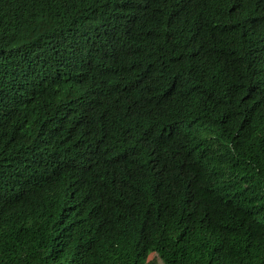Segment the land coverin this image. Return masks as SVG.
<instances>
[{
    "label": "trees",
    "instance_id": "1",
    "mask_svg": "<svg viewBox=\"0 0 264 264\" xmlns=\"http://www.w3.org/2000/svg\"><path fill=\"white\" fill-rule=\"evenodd\" d=\"M158 261L264 264V0H0V264Z\"/></svg>",
    "mask_w": 264,
    "mask_h": 264
},
{
    "label": "clouds",
    "instance_id": "2",
    "mask_svg": "<svg viewBox=\"0 0 264 264\" xmlns=\"http://www.w3.org/2000/svg\"><path fill=\"white\" fill-rule=\"evenodd\" d=\"M166 51L154 44L146 46L139 54V84L144 90L151 88L158 74L166 66Z\"/></svg>",
    "mask_w": 264,
    "mask_h": 264
},
{
    "label": "rangeland",
    "instance_id": "3",
    "mask_svg": "<svg viewBox=\"0 0 264 264\" xmlns=\"http://www.w3.org/2000/svg\"><path fill=\"white\" fill-rule=\"evenodd\" d=\"M153 256H150L149 259H151ZM157 264H162L160 261L157 262Z\"/></svg>",
    "mask_w": 264,
    "mask_h": 264
}]
</instances>
